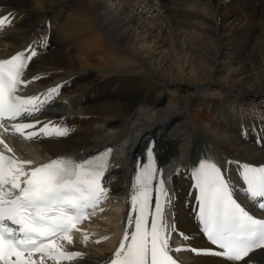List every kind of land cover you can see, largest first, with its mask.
<instances>
[{
	"label": "bare ground",
	"instance_id": "6f19581e",
	"mask_svg": "<svg viewBox=\"0 0 264 264\" xmlns=\"http://www.w3.org/2000/svg\"><path fill=\"white\" fill-rule=\"evenodd\" d=\"M5 15L0 60L31 46L37 56L26 77L40 79L27 94L59 86L53 102L19 123L40 121L27 133L51 121L68 134L28 140L0 131V139L37 163L115 148L105 174L112 197L72 245L61 241L82 258L58 264H107L135 215L132 176L149 137L173 189L169 224L190 237L173 233L170 245L207 246L194 209V162L217 163L241 198L239 166L264 163V0H0ZM173 255L184 264H264V248L239 262Z\"/></svg>",
	"mask_w": 264,
	"mask_h": 264
},
{
	"label": "snow or ice",
	"instance_id": "6c2138e0",
	"mask_svg": "<svg viewBox=\"0 0 264 264\" xmlns=\"http://www.w3.org/2000/svg\"><path fill=\"white\" fill-rule=\"evenodd\" d=\"M6 24H11L8 15L0 18V30ZM35 56L37 51L30 46L0 60V129L8 132L10 128L11 134L28 140H35L40 135L66 136L68 130L51 121L27 133L25 129H35L40 121L10 123L39 112L58 94L59 86L28 97L19 94L29 83L40 79L39 76L23 79ZM0 145L5 150L0 151V264H37L33 259L36 253L40 254V264L45 260L58 264L59 261L82 258L81 252L68 250L66 245H72L73 235L81 232L77 225L94 216L107 198L108 189L102 180L111 149L84 160L57 157L37 163L18 157L3 139H0ZM238 174L246 186L245 197L264 210V166L246 163L239 166ZM159 175L153 152L149 149L147 164L140 167L132 185L129 212L135 215L126 217L122 240L107 264H178V258L173 254L181 251L239 262L254 249L264 248V218H257L246 205L238 202L222 169L207 160L200 162L193 173L199 192L197 208L207 240L222 251L172 247L173 233L183 241L190 237L179 232L174 223L169 224L164 209L166 205L171 206L172 198L165 180L157 181ZM154 181L159 187L153 203ZM129 227L133 228L131 233L127 231ZM82 234L86 243L89 236L86 232ZM61 241H66V245Z\"/></svg>",
	"mask_w": 264,
	"mask_h": 264
}]
</instances>
